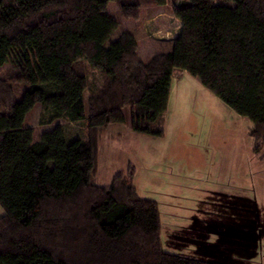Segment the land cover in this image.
<instances>
[{
    "label": "trees",
    "instance_id": "16d2710c",
    "mask_svg": "<svg viewBox=\"0 0 264 264\" xmlns=\"http://www.w3.org/2000/svg\"><path fill=\"white\" fill-rule=\"evenodd\" d=\"M169 1L171 50L143 61L129 30L108 42L109 5L137 23L141 6L168 0H0V69L11 64L0 78V264H230L162 251L157 204L137 195L131 164L108 185L95 180L98 139L126 110L132 132L162 136L174 71L245 118L264 161V0ZM36 106L40 126L83 121L85 137L56 125L29 145ZM200 229L188 239L208 244Z\"/></svg>",
    "mask_w": 264,
    "mask_h": 264
},
{
    "label": "rangeland",
    "instance_id": "374dc122",
    "mask_svg": "<svg viewBox=\"0 0 264 264\" xmlns=\"http://www.w3.org/2000/svg\"><path fill=\"white\" fill-rule=\"evenodd\" d=\"M151 6L139 8L141 17L136 23L122 20L116 5L110 4L108 12L118 22V27L108 42L115 40L123 30L135 35L137 29L144 34L139 44L143 61L152 53L171 49L170 38L176 32L177 23L170 1L159 7L160 18L150 11ZM154 28L167 29L171 34L165 36L161 32L156 37H148V32L152 33ZM9 69L10 63L4 65L0 78L5 79ZM173 74L180 77V71ZM179 84L182 90L172 91L165 123L161 125V137L130 131L127 110L125 124L110 126L99 137L96 183L108 185L115 175L126 172L128 164L133 166L132 180L137 195L157 204L164 253L207 261L215 260L220 254L222 259L230 260L221 261L230 264H264V161L260 163L252 157V140L247 135L250 124L205 90L197 79L186 75ZM39 114L40 108L34 107L23 124L28 130L29 145L56 125L63 126L69 140L86 135L83 121L57 120L50 126H40ZM237 165L242 171L240 178L231 173ZM214 167L224 171V179L230 187L227 191L239 188L238 181L241 190L237 189L234 196L200 195L198 191L206 189L204 185L214 183L218 171H209ZM218 225H221V236L216 235ZM200 228L206 230L208 244L198 245L192 242L193 238L188 239V235H197ZM222 244L223 250L218 249Z\"/></svg>",
    "mask_w": 264,
    "mask_h": 264
},
{
    "label": "crops",
    "instance_id": "0c3cea01",
    "mask_svg": "<svg viewBox=\"0 0 264 264\" xmlns=\"http://www.w3.org/2000/svg\"><path fill=\"white\" fill-rule=\"evenodd\" d=\"M151 7H153V8H151L150 9V11H152V12H154V13H156V14H154V16H158L159 17V13H158V9H159V7L158 6H151ZM140 17H141V13H140ZM157 17V18H158ZM162 17V16H161ZM160 18V17H159ZM174 19V18H173ZM174 21H175V23H177L176 24V32H175V34L174 35H172V37L170 38V44H171V47H172V42H173V39H174V37H175V35H176V33H177V31H178V28H179V24H178V22L174 19ZM139 22V21H138ZM141 28V27H140ZM158 29L157 28H154V31H152V33H149L148 32V34H149V36L148 37H151V36H155L157 33H163L165 36H167V35H170L171 33L169 32V31H167V29H163V30H159V31H157ZM143 36H144V34H143V30H142V32L141 31H139V30H135V39H136V43H137V47H138V51H137V53H138V57L139 58H143V56H141L140 55V53H139V44H140V42H142V40H143ZM156 37V36H155ZM150 39H152V38H150ZM149 39V41L153 44V45H157L156 43V41H154V40H150ZM171 49H169V50H167V51H159V52H155V53H152V54H158V53H162V52H169ZM150 54V53H149ZM149 54L148 55H146V56H149ZM152 56V55H151ZM150 56V57H151ZM96 70L97 69H100L99 67H96L95 68ZM182 73H184V74H182ZM186 75H188L187 73H185V72H181L180 71V77H176L173 73H172V77H171V83H170V91H169V95H168V100H167V106H168V104H169V101H170V99H171V96H172V91L173 90H175V92L176 93H179L180 92V90H182V87L180 86V84H179V81H180V79H182L183 77H185ZM180 89V90H179ZM167 106H166V108H167ZM166 112H167V109H166ZM166 112H165V115H164V123H165V116H166ZM130 130V129H129ZM131 131V130H130ZM240 160V159H239ZM239 164H240V166H241V160L239 161ZM210 172L212 171V172H214V173H216V171H218V174L216 173V178H215V180H214V183H212L210 186L209 185H204V187H206V189H201V190H199L198 191V193L201 195V194H206V195H210V196H222V195H229V196H234L235 194H236V191H237V189H239V190H241V183H240V181H238V184H239V188H235V190H233V191H227V189H230V187L229 186H227V183H228V181H225V179H224V177H225V174H224V171L223 170H219V169H215V167L214 168H211L210 170H209ZM231 173L233 174V176L235 177V178H237V176L239 175V177L238 178H240L241 177V175H242V171H241V169L239 168V165H237V169H235V170H233V171H231ZM224 174V175H223ZM231 181H229V183H230ZM233 182H237V180H234ZM211 188V191H209V189ZM225 189V190H224ZM196 190V186L195 187H193V189H191V191L193 192V191H195ZM240 195V194H239ZM3 216V212H2V210H1V208H0V218ZM219 227H218V232H216V235H218V236H221V234H222V229H219L220 227H221V225H218ZM203 231H204V229H203ZM208 235V234H207Z\"/></svg>",
    "mask_w": 264,
    "mask_h": 264
}]
</instances>
